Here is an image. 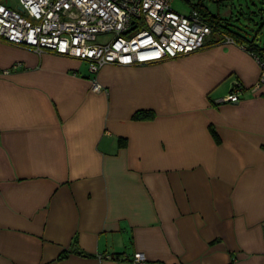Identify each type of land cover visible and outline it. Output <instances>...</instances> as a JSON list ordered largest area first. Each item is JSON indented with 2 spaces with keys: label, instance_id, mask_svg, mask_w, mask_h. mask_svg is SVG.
I'll list each match as a JSON object with an SVG mask.
<instances>
[{
  "label": "crops",
  "instance_id": "0c3cea01",
  "mask_svg": "<svg viewBox=\"0 0 264 264\" xmlns=\"http://www.w3.org/2000/svg\"><path fill=\"white\" fill-rule=\"evenodd\" d=\"M214 41L97 75L0 41V264H264V83Z\"/></svg>",
  "mask_w": 264,
  "mask_h": 264
},
{
  "label": "built area",
  "instance_id": "2783aa9c",
  "mask_svg": "<svg viewBox=\"0 0 264 264\" xmlns=\"http://www.w3.org/2000/svg\"><path fill=\"white\" fill-rule=\"evenodd\" d=\"M174 1L19 0L18 8L0 3V41L39 56L49 51L77 59L87 63L92 75L110 65L157 64L203 50L212 29L199 9H207L203 2L224 0H197L196 5L194 0H184L191 7L189 14L176 12ZM222 43L236 45L229 37ZM252 56L259 64L260 85L264 58ZM92 90H102L97 80ZM237 93L224 101L238 102ZM131 264H148V258L136 253Z\"/></svg>",
  "mask_w": 264,
  "mask_h": 264
},
{
  "label": "rangeland",
  "instance_id": "374dc122",
  "mask_svg": "<svg viewBox=\"0 0 264 264\" xmlns=\"http://www.w3.org/2000/svg\"><path fill=\"white\" fill-rule=\"evenodd\" d=\"M194 2L195 3L193 4L195 5L198 3L197 0H194ZM245 2V0H228L223 2V6L222 4L218 5L213 2H203L202 5L206 6L211 14L220 16L221 20H223L222 22L224 24H229V27L232 28V30L240 33L244 30L247 31L248 34H250L256 31V27L258 25L256 24V26L254 23H249V21H247L246 19V16H243L244 14L241 13L240 9H244V12L248 15V5L250 8H252L250 3L246 4ZM0 3L13 8L19 7V0H0ZM240 5L243 7H241ZM172 8L176 12H179L181 14H189L191 10L190 5L184 0H175L172 4ZM249 15L251 16V13ZM232 16L234 18L231 20ZM254 20L257 21L256 18H254Z\"/></svg>",
  "mask_w": 264,
  "mask_h": 264
},
{
  "label": "trees",
  "instance_id": "16d2710c",
  "mask_svg": "<svg viewBox=\"0 0 264 264\" xmlns=\"http://www.w3.org/2000/svg\"><path fill=\"white\" fill-rule=\"evenodd\" d=\"M258 2L261 4H264V2H260V1ZM220 4H222V2L219 3L218 5ZM199 10L202 11L203 16L205 17L208 25L212 29L211 37L215 38V41L213 42L214 45L222 43V41H224V37H229L232 40H234L237 46L245 47V49L251 55H257L261 59L264 58V46H260L256 42V38L258 37V35H260L264 31V23L263 24H260V23L258 24L256 22L254 23L255 25L258 24V26L256 25L257 26L256 32H252L248 34L247 31L243 30V32L240 33V32H236L232 30V28L229 27L230 26L229 24H224L222 22L223 20H221L220 16L211 14L208 9L200 8ZM249 20L250 19H247V21ZM250 22H252V20H250ZM248 37H251V38H248ZM152 116H153L152 113L140 112V113H137L134 116V118L135 119H151ZM211 132L214 138L217 141H219V138L216 132L213 129H211Z\"/></svg>",
  "mask_w": 264,
  "mask_h": 264
}]
</instances>
